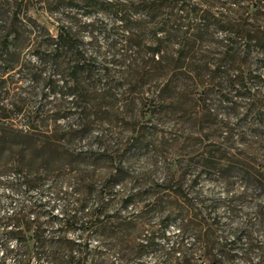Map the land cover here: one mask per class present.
<instances>
[{"label":"rangeland","instance_id":"rangeland-1","mask_svg":"<svg viewBox=\"0 0 264 264\" xmlns=\"http://www.w3.org/2000/svg\"><path fill=\"white\" fill-rule=\"evenodd\" d=\"M29 20L45 26L55 36L48 18L28 8L24 0H0V107L7 116L0 118V212H9L22 202H41L43 217H51L52 230L57 231L64 200H85L86 208L92 210L101 197L111 196L112 192L102 189L107 184L106 170L111 159L121 160L127 162L131 172L150 175L156 184L154 196L159 198V206L154 208L146 196L137 208L129 206L124 210L119 203H113L99 216L107 224L108 229L102 233L108 240L119 220L132 217L134 212L139 213L142 223L134 234L136 243L169 216L165 236L159 234L156 245L170 246L172 238L181 231V220L185 219L187 224L198 226L196 234L183 236L194 264H201L202 260L264 264L254 255L243 260L239 254L246 238L255 242L264 237V215L254 217L263 192L248 184L250 167L264 174V129L241 111L226 108L215 100L202 102L198 91L186 85H181L179 91H162L159 82L128 78L116 80V89L121 91L102 99L99 95L106 79H95L92 85L88 74H81L76 82L70 73L71 57L61 53L54 61L53 43L46 47L37 41L27 27ZM122 86L129 91L125 93ZM48 87H54L55 93L48 91ZM80 94L85 95L86 114H90L93 124L83 135L66 137L63 141L61 134L69 126L77 130L78 111L74 104H83L78 98ZM58 109L60 112L56 113ZM35 111L39 112L37 126L42 136L55 133L58 142H38L36 149L30 150L34 141L24 135L38 134L36 125L31 130L26 127L27 115ZM56 116L59 119L54 122ZM134 122L156 134L155 149L132 153V142L128 141ZM55 126L57 132L53 131ZM114 133L119 134L124 155L119 158L112 155L108 160L107 153L100 158L104 146L110 143L115 148L112 139L104 144L100 137L106 139ZM202 152L214 157L209 159L211 162H223V166L206 172L195 168L196 154ZM33 160V167H29ZM169 160H174V165L167 174ZM187 161L190 167H186ZM15 178L21 182L22 178L31 179L34 185L28 190L23 183L10 189L7 183H14ZM159 185L170 189L162 191ZM114 191H121L120 186ZM204 232L208 237L194 242ZM67 236L79 238L78 228L74 227ZM97 237L94 233L89 236L94 246ZM205 240L209 247L204 245ZM142 261L157 264L151 252L144 253Z\"/></svg>","mask_w":264,"mask_h":264},{"label":"trees","instance_id":"trees-1","mask_svg":"<svg viewBox=\"0 0 264 264\" xmlns=\"http://www.w3.org/2000/svg\"><path fill=\"white\" fill-rule=\"evenodd\" d=\"M24 2L28 8L50 21L55 31L53 37L45 26L36 21H27V27L44 46L53 43L54 61L61 53L71 57L70 73L76 82L80 81L78 75L81 74H88L92 85L97 81L95 79L107 80H103L105 85L100 98L113 97L119 90L115 81L128 78L159 82L162 91H179L181 85H186L198 91L202 102L215 100L226 108L241 111L255 125L264 129V0ZM48 91L55 93V88L48 87ZM124 91L127 93L129 90ZM78 98L83 104H74L78 111L77 130L73 125L69 126L61 134L63 141L66 137L83 135L93 124L90 114H86L85 95L80 94ZM59 112V109L56 110V113ZM0 118H7L2 107ZM56 118L59 119V116L54 118V122ZM38 119V111L27 115V129L31 130V126L36 125L34 127L38 133L24 135L34 141L30 150H35V143L38 142H58L55 133L49 137L42 136L37 126ZM134 124L131 140L128 141L132 142V153L155 149L158 144L156 134L149 132L142 124ZM53 131L57 132L56 126ZM115 135L106 139L105 136L100 137L104 144L112 139L115 147L111 148L110 143L104 146L100 158L107 153L110 155L108 160L112 155L115 158L124 155L119 134ZM159 154L162 155V152ZM207 155L203 152L196 154L195 168L206 172L223 166V162H211L214 157ZM34 163L35 160L30 162L29 167H33ZM167 163L166 172L169 174L174 160ZM186 164V167L191 166L188 161ZM250 170L252 174H248V184L263 192L261 202L254 211L255 219H259L264 215V174L252 167ZM106 171L107 184L102 189L112 192L111 196L99 198L96 208L90 210L86 208L85 200L69 201L64 194L66 200L57 231L52 230V218L43 217L44 204L41 202H22L9 212H0V264H145L142 256L147 252L153 254L157 264H194L183 236L190 232L196 234L198 226L191 222L187 224L185 219L181 220V231L167 247L156 245V238L159 234H165L169 216L160 220L157 229L143 234L144 238L137 243L134 234L138 232L141 217L134 211L132 217L119 220L118 226L111 230L113 237L108 240L103 235L102 232L108 228L106 223L99 220V216L113 203H119L124 210L129 206L137 208L146 196L154 208L159 206V198L154 196L157 193L154 191L156 184L147 172H131L127 162L113 159ZM22 180L15 178L12 180L15 184L8 182L7 185L13 189L23 183L26 190L34 185L31 179ZM116 186H120L121 191H114ZM162 186L159 185L162 191L170 189ZM54 189L57 191L56 186ZM187 217L190 221V217ZM74 227L78 228L79 238L72 239L67 234ZM92 233L98 236L95 246L89 240ZM202 236L208 237L205 232L203 235L199 233L194 242H199ZM207 242L205 240L203 243L209 247ZM253 242L248 238L244 240L240 256L248 260L254 255L264 263V237ZM209 261L206 263L202 260L201 264H218Z\"/></svg>","mask_w":264,"mask_h":264}]
</instances>
